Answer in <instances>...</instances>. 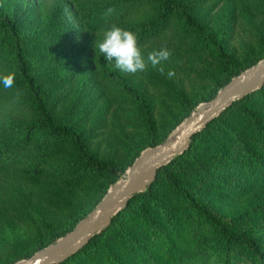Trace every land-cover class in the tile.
<instances>
[{
    "label": "rangeland",
    "instance_id": "1",
    "mask_svg": "<svg viewBox=\"0 0 264 264\" xmlns=\"http://www.w3.org/2000/svg\"><path fill=\"white\" fill-rule=\"evenodd\" d=\"M167 4L163 29L140 46L146 70L131 74L116 69L114 62L108 63L95 48V40L99 41L108 28L95 33L79 26L78 12L69 0H0V16L16 20L22 35L31 33L34 40L44 33V23L59 8L65 31L51 38L46 56L37 60L36 79L50 89L53 118L72 123L85 135V153L111 168L103 175L87 173L77 183L64 173L53 172L49 163L35 171L26 150L2 151L0 264L28 258L51 243H46L50 234L69 229L112 183L125 176L134 154L171 138L177 125L199 104L208 102L212 97L206 98L222 87L219 84L226 77L264 58V0H168ZM148 14L149 9L141 7L109 22L130 29ZM204 36L219 39L227 58L218 59L214 49L199 45ZM161 47H167L171 56L152 67L147 55ZM161 67L164 74L158 70ZM169 70L175 73L171 78L167 76ZM258 97L238 105L234 119L238 123L232 125L225 115L224 124L208 133L187 158L160 172L154 201L144 206L153 219L150 230L135 213L122 219L121 228L145 244L164 240V228L158 229L154 222L157 214H162L157 210L159 202L176 208L186 202L182 200L184 194H173L175 182L187 190L189 201L223 221L234 218L233 225L242 230L250 227L247 229L264 241V186L234 194L245 185L247 167L264 175V162L247 160L237 146L248 142L253 118L264 131V105L259 104ZM30 119L24 104L0 107V129ZM227 153L230 157L226 160L218 157ZM201 168L206 173L198 176ZM77 264H91L89 256L84 254Z\"/></svg>",
    "mask_w": 264,
    "mask_h": 264
},
{
    "label": "trees",
    "instance_id": "2",
    "mask_svg": "<svg viewBox=\"0 0 264 264\" xmlns=\"http://www.w3.org/2000/svg\"><path fill=\"white\" fill-rule=\"evenodd\" d=\"M69 2L78 12L79 26L95 33L115 24L109 22L113 17L121 16L122 19L124 14L135 12L138 8H148L147 17L137 22L136 27L126 29L137 35L139 46H145L149 38L160 33L168 12V0H69ZM109 7L114 8V12L105 15ZM159 8L160 11L157 12ZM58 11L59 8L55 15L53 13V16L44 23V33L40 32V38L37 40H34L31 33V36L22 35L16 20L0 16V75L10 74L14 77L12 87L5 88L0 84V107L5 104L16 107L24 104L32 116L28 121H17L0 129V154L26 150L31 156L35 171L49 163L54 169L53 172L64 173L67 179L78 183L87 173L103 175L109 173L111 168L108 164L98 163L85 153V135L76 131L72 123L66 120L57 122L53 118V103L48 100L50 89L47 88L48 85H43L44 82L40 83L36 79L37 60L46 56L51 38L59 37L65 31ZM184 19L189 21L187 18ZM107 23L110 25H106ZM199 45L214 49L218 59L227 58L219 39L204 36ZM229 79L230 76L226 77L219 86H223ZM215 92L216 90L206 99L213 97ZM256 96H259V104L263 106L264 83L259 89L233 101L203 129L192 135L183 153L158 168L152 183L144 191L131 196L126 206L111 218L105 229L94 234L81 249L57 264H77L84 254L89 256L91 264H264V241L260 236L247 229L250 227L242 230L233 225L236 223L234 218L229 219L231 222L223 221L193 200L189 201V198H186L189 194L187 190L175 182L171 188L173 194H184L182 200L186 202L182 203L183 207L179 205L177 208L169 203L166 205L165 202L162 206L160 202V206L157 204V210L162 214H157L154 222L157 223L158 229L164 228V240L154 243L148 241L145 244L120 226L126 215L135 213L139 217L138 220L150 230L153 219L148 211L146 213L144 206L154 201L160 172L187 158L190 150L205 140L208 133L214 129L218 130L224 124L225 115H229L232 125L238 123L234 120L235 111L240 108L238 105ZM256 109L259 112L258 107ZM243 121L246 122V118ZM252 122L254 126L252 133L249 131L248 142L237 143L240 147L239 153L246 154L247 160L255 162L259 159L264 162V131L259 120L253 118ZM218 153L221 154V151ZM220 154L218 157L222 160L230 157V153ZM199 170L201 175L198 176L206 173L203 168ZM245 171L248 178L243 181L245 185L239 190L231 191L235 195H241L242 192L246 194L253 186H264V175L251 167H247ZM73 225L61 234H50L46 243L69 231Z\"/></svg>",
    "mask_w": 264,
    "mask_h": 264
},
{
    "label": "water",
    "instance_id": "3",
    "mask_svg": "<svg viewBox=\"0 0 264 264\" xmlns=\"http://www.w3.org/2000/svg\"><path fill=\"white\" fill-rule=\"evenodd\" d=\"M264 83V58L231 77L206 103L186 116L175 134L160 144L142 149L126 170L112 183L95 206L73 227L53 242L36 250L28 258L11 264H57L81 249L94 234L105 229L111 218L123 209L131 196L142 192L154 180L157 169L169 163L188 147L192 135L199 132L222 110Z\"/></svg>",
    "mask_w": 264,
    "mask_h": 264
},
{
    "label": "clouds",
    "instance_id": "4",
    "mask_svg": "<svg viewBox=\"0 0 264 264\" xmlns=\"http://www.w3.org/2000/svg\"><path fill=\"white\" fill-rule=\"evenodd\" d=\"M113 12L114 8L109 7L105 15H110ZM65 13L70 15L67 9H65ZM95 48L99 49L108 63L114 62V67L122 72L135 74L145 71L148 66L138 44L137 35L116 25L109 26L103 32L102 38L99 41L95 40ZM170 56L171 51L167 47H161L159 50L148 53L147 62H150L152 67H156L162 61L168 60ZM158 70L164 74L162 67ZM174 75L173 70L167 72L168 78ZM13 83L14 77L12 75H0V84L5 88L12 87Z\"/></svg>",
    "mask_w": 264,
    "mask_h": 264
}]
</instances>
